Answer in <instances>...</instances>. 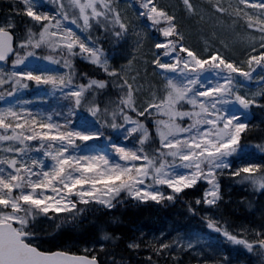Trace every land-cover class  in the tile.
<instances>
[{"label": "snow or ice", "instance_id": "6c2138e0", "mask_svg": "<svg viewBox=\"0 0 264 264\" xmlns=\"http://www.w3.org/2000/svg\"><path fill=\"white\" fill-rule=\"evenodd\" d=\"M254 107L264 110V0L9 4L0 18V264H118L98 254L104 243L77 246L72 230L124 201L157 210L181 201L200 217L182 235L130 240L149 250L145 264H180L186 250L201 257L195 264H247L234 246L264 264V212L259 225L235 228L217 215L224 177L264 195V158L254 159L264 138L249 139Z\"/></svg>", "mask_w": 264, "mask_h": 264}, {"label": "trees", "instance_id": "16d2710c", "mask_svg": "<svg viewBox=\"0 0 264 264\" xmlns=\"http://www.w3.org/2000/svg\"><path fill=\"white\" fill-rule=\"evenodd\" d=\"M15 2L16 0H0V18L1 15H4L7 6ZM90 70L91 69H87L86 71ZM250 118L251 122L256 125V127L252 128L249 132V139L254 142H259L264 138V110H261L259 107H254ZM262 158H264V153H261L257 149L255 151V161L261 162ZM222 181V191L227 184L230 186L234 184L236 188L252 190L241 183L234 182V178L224 177ZM255 193L258 194L259 197H264V195H261L259 192ZM236 195L237 199L235 198V201L239 200L242 196L240 193ZM189 199H191V197H189ZM252 202L253 199L247 198L243 204L230 203L224 206V213L221 212L222 217L231 221L239 220L241 217H237L236 213L230 211V209H232L230 205L234 204V206L240 207L241 212L244 213L247 212V209H250V211L254 210ZM223 203L218 212L221 211L224 205ZM178 209H183L187 212L185 203L181 201H177L171 207L159 210L156 208L137 207L127 201L117 204L114 209L99 208L92 210L86 213V222L81 223L79 227L72 230L73 242L85 243L98 241L105 244L103 250H100L99 245L96 244V246H98L97 252L101 257L104 256V253H108L114 255L118 264H145L143 259H139L134 252L128 249L127 243L134 239L137 233L143 234L138 230L144 229V232L152 230L155 219L164 218L167 214L172 216ZM103 232L110 234L107 239L103 236ZM89 233H93V235H88ZM145 240H147V236L144 237L142 241ZM179 260L180 264H187L185 256ZM162 261H164V259L160 260V263H162Z\"/></svg>", "mask_w": 264, "mask_h": 264}, {"label": "rangeland", "instance_id": "374dc122", "mask_svg": "<svg viewBox=\"0 0 264 264\" xmlns=\"http://www.w3.org/2000/svg\"><path fill=\"white\" fill-rule=\"evenodd\" d=\"M197 2L198 3H204L205 0H197ZM161 3L179 5L180 0H161ZM122 7L126 8L130 14L133 11L130 3L125 2L124 4H122ZM190 42L193 44H197L200 42L199 36L195 31L192 33V37H191ZM83 70H85V69H83ZM251 83L255 84L256 82L253 81ZM223 192H224V199H225L224 203H223L224 205L222 206L221 211L217 212V215H219L221 217H222V213H224V206L229 205L230 203H233V202L235 204H241V203L243 204L245 202V200H247V198L253 199L252 203L254 205V207H253L254 210H252V211H250V209H247V212L242 213L240 210V207H236V206H234V204L230 205V207L232 208V209H230V211H232L233 213H236L237 217H241V218L239 220H236V221H231L229 219H225L228 221L229 226L235 228V227H238L240 225L256 226V225H259L261 223V220H262L261 213L264 212V197H259V195L256 194L252 190L236 188L234 186V184H231V186L229 184L225 185ZM238 193H240L242 195L241 198L239 200H237L239 202L234 200L235 198L237 199L236 194H238ZM203 207H207V206H203ZM246 213H247V215H246ZM199 221H200V217L192 216L188 212H185L183 209H178L172 216H169L167 214L164 218L155 219L154 220L155 224L152 227L153 228L152 230L145 231V232H144V229L138 230V231H140V233H143V234L137 233V235L134 239L137 242H141L144 239V237L147 236V240L143 241V242L147 243L153 237H158L161 232H163L169 236H175L177 233H180L182 235L189 230V227H191V228L202 227V225L200 224ZM136 238H138L139 241ZM74 243L77 246L84 244V243H79L76 241ZM97 247L98 246H96V249H97ZM129 250L131 252H134L135 255L139 259H143V261L147 260V257L149 254V250L147 248L141 247L138 250H133V249H129ZM208 255H210V253L205 251L204 256H208ZM232 255L234 258H238V259L246 261L247 264H260L259 256L247 253L246 251L237 252L236 250H233ZM184 256L187 260V264H189V261H191L192 264H195V261L197 259L201 258L198 255V253L192 252L190 250H186V251L180 253L178 258L180 259V258H183ZM153 259H155V257H153ZM163 259H164V261H162V263H160V264H172V258H167V259L164 257L160 258V260H163Z\"/></svg>", "mask_w": 264, "mask_h": 264}]
</instances>
